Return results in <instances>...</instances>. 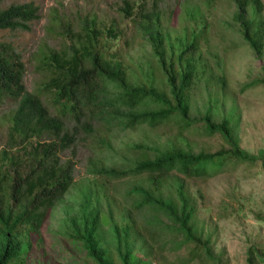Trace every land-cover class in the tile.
I'll list each match as a JSON object with an SVG mask.
<instances>
[{
  "label": "rangeland",
  "instance_id": "rangeland-1",
  "mask_svg": "<svg viewBox=\"0 0 264 264\" xmlns=\"http://www.w3.org/2000/svg\"><path fill=\"white\" fill-rule=\"evenodd\" d=\"M28 1L37 6L38 17L28 23L26 30H0V41L10 43L20 55L25 90L38 95L49 114L55 111L49 94L42 90L49 73L41 61L49 50H67L76 35H84L89 27L95 32L91 35L96 37L99 50L120 60L128 81L152 75L150 45L137 18L120 11L122 0H4L0 7ZM142 1L148 9L150 0H137ZM261 1L264 19V0ZM234 11L230 0H159L161 29L171 41L175 37L189 39L195 35H182L184 30L197 32L205 25L194 53L198 57L195 66L199 67L188 89L187 116L196 122L183 127L171 118L155 127L122 128L116 120L106 124L92 119V131L77 135L73 155L69 150L59 155L61 161L71 157L74 162L72 185L50 210L39 230L41 240L28 253L26 264H93L81 246L66 237L71 230L68 219L77 213L87 182L98 179L89 171L90 165L133 166L143 158L140 151L129 148L135 144L148 147V159L172 149L196 155L228 148L218 132H202L201 119L205 116L215 123L228 120L237 146L248 160L236 162L227 156L228 166L221 172L193 179L173 173L162 187L163 196H173L180 183L188 188L195 206L194 232L199 235V243L166 227L169 218L162 216V224L147 227L151 212L132 210L133 198L127 190L134 183L145 185L144 175L106 181L107 196L100 199V213L106 219L109 213L116 221L121 212L131 213L138 230L137 243L150 251L143 258L144 264H246L249 247L264 252V85L250 84L264 75V41L261 54L256 55L232 21ZM157 78L155 75V85ZM106 88L113 90L109 84ZM159 106L150 101L132 110H155ZM11 107L9 101L0 106L1 146L5 140V116ZM60 117L70 128L68 115ZM175 243H181L177 250ZM204 246L209 247V252ZM192 250H196V256L187 260Z\"/></svg>",
  "mask_w": 264,
  "mask_h": 264
},
{
  "label": "trees",
  "instance_id": "trees-1",
  "mask_svg": "<svg viewBox=\"0 0 264 264\" xmlns=\"http://www.w3.org/2000/svg\"><path fill=\"white\" fill-rule=\"evenodd\" d=\"M230 1L235 7L231 18L241 38L260 55L264 41L262 1ZM158 2L150 0L145 9L143 1L122 0L120 7L124 16L137 18L150 45L154 59L150 78L143 75L132 83L128 81L120 60L99 50L92 27L84 35H76L67 50H49L41 61L49 73L42 90L50 96L54 115L38 95L25 90L20 55L10 43L0 41V106L6 101L13 104L5 116V140L0 145V264H26L28 253L40 242L39 230L50 210L72 185L74 162L71 157L61 161L59 155L66 150L73 155L77 135L92 131V119L106 124L116 120L122 128L155 127L171 118L183 127L196 122L187 116L188 89L199 67L195 66L198 57L194 53L205 25L197 32L184 30L182 35H195L189 39L175 37L171 41L161 29ZM37 12L30 1L0 7V30H26L38 17ZM155 75L158 85L154 84ZM252 83L264 85V75ZM107 84L112 91L107 90ZM150 101L160 104L159 108L132 110ZM65 114L72 123L70 128L60 117ZM201 120L202 132H218L228 148L196 155L172 149L148 159V147L135 144L129 148L140 151L143 158L133 166L90 165L89 171L98 179L87 182L77 213L68 219L71 230L66 237L79 244L93 264H144L143 258L150 254L147 247L137 243L138 230L129 211L121 212L118 221L109 213L108 219L100 213V199L107 196L106 181L130 175H144L145 185L134 183L127 194L133 198L132 210L151 212L147 227L161 223L163 216L171 220L166 227L199 243V235L194 232L195 206L188 188L180 183L173 196H163L162 187L173 173L193 179L221 172L228 166L227 156L236 162L248 160L240 152L227 119L215 123L205 116ZM180 247L181 243H175V250ZM204 250L209 252V247L204 246ZM195 256L196 250H192L187 260ZM245 262L264 264V252L249 247Z\"/></svg>",
  "mask_w": 264,
  "mask_h": 264
}]
</instances>
